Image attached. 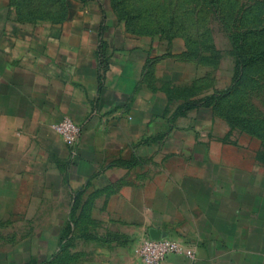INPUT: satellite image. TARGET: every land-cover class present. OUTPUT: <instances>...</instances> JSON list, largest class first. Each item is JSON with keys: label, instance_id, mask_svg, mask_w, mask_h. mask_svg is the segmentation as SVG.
I'll list each match as a JSON object with an SVG mask.
<instances>
[{"label": "crops", "instance_id": "crops-1", "mask_svg": "<svg viewBox=\"0 0 264 264\" xmlns=\"http://www.w3.org/2000/svg\"><path fill=\"white\" fill-rule=\"evenodd\" d=\"M67 15L20 23L0 7V219L63 227L76 208L80 264H144L150 229L195 251L160 264H264L258 162L175 117L154 49L96 3ZM64 117L81 127L72 148L53 128Z\"/></svg>", "mask_w": 264, "mask_h": 264}, {"label": "rangeland", "instance_id": "rangeland-1", "mask_svg": "<svg viewBox=\"0 0 264 264\" xmlns=\"http://www.w3.org/2000/svg\"><path fill=\"white\" fill-rule=\"evenodd\" d=\"M75 1L0 0V7L13 11L20 23H42L66 13ZM89 1L111 26L123 27L134 46L154 49L148 72L155 73L161 62L166 95L179 102L175 117L197 128L198 137L207 132L258 162L263 207L264 0ZM5 213L0 264H80L76 208L63 227L50 226L46 218L28 219L25 212Z\"/></svg>", "mask_w": 264, "mask_h": 264}, {"label": "built area", "instance_id": "built-area-1", "mask_svg": "<svg viewBox=\"0 0 264 264\" xmlns=\"http://www.w3.org/2000/svg\"><path fill=\"white\" fill-rule=\"evenodd\" d=\"M53 128L68 147H74L79 141L81 127L71 118H62L53 124ZM172 253L182 254L188 258L195 256L192 246L166 235L158 238L147 235L141 239L138 247L140 260L144 264H160L168 254Z\"/></svg>", "mask_w": 264, "mask_h": 264}, {"label": "trees", "instance_id": "trees-1", "mask_svg": "<svg viewBox=\"0 0 264 264\" xmlns=\"http://www.w3.org/2000/svg\"><path fill=\"white\" fill-rule=\"evenodd\" d=\"M65 9H66V13H61V14H59L57 17H55L52 21H55V22H60L61 20H63V19H65V18H67V13H68V11H69V8H67V7H65ZM181 108L179 107V113L181 114V110H180Z\"/></svg>", "mask_w": 264, "mask_h": 264}, {"label": "water", "instance_id": "water-1", "mask_svg": "<svg viewBox=\"0 0 264 264\" xmlns=\"http://www.w3.org/2000/svg\"><path fill=\"white\" fill-rule=\"evenodd\" d=\"M149 236L151 237V238H158V237H160V236H165L164 234H161V232H159V231H157V230H155V229H150L149 230Z\"/></svg>", "mask_w": 264, "mask_h": 264}]
</instances>
